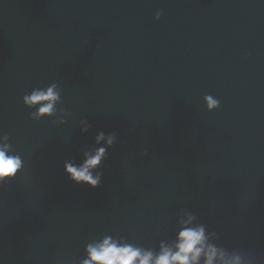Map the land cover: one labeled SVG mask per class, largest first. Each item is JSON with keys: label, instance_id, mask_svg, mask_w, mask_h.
<instances>
[{"label": "water", "instance_id": "obj_1", "mask_svg": "<svg viewBox=\"0 0 264 264\" xmlns=\"http://www.w3.org/2000/svg\"><path fill=\"white\" fill-rule=\"evenodd\" d=\"M53 82L71 116L30 120L22 95ZM98 131L117 142L90 188L62 166ZM0 133L24 160L0 264H78L105 235L158 251L185 213L264 260V0H0Z\"/></svg>", "mask_w": 264, "mask_h": 264}, {"label": "clouds", "instance_id": "obj_2", "mask_svg": "<svg viewBox=\"0 0 264 264\" xmlns=\"http://www.w3.org/2000/svg\"><path fill=\"white\" fill-rule=\"evenodd\" d=\"M161 12L153 17L159 20ZM62 89L53 82L46 87H34L22 95V104L31 111L28 118L39 121L51 118L50 123L63 125L71 116V112L58 108L62 103ZM206 110L219 107V100L212 95H204ZM87 119L79 121L81 134L89 131ZM92 148L80 150L79 161L69 159L63 162V172L67 178L76 183L96 188L102 179V162L107 159V150L117 142L115 132L98 131L94 136ZM24 168V160L14 149L8 134L0 133V185L14 179ZM186 219L180 221V229L171 243H161L158 251L145 249L120 237L105 235L92 240L83 249L84 256L78 264H264V260H256L242 255L236 250L228 251L214 242L215 233H208L203 224H195V217L185 213Z\"/></svg>", "mask_w": 264, "mask_h": 264}]
</instances>
